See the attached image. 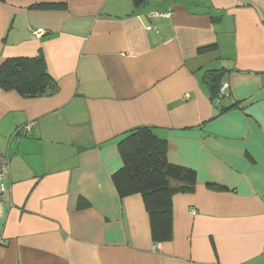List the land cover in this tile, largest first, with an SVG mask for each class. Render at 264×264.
Returning a JSON list of instances; mask_svg holds the SVG:
<instances>
[{
	"label": "crops",
	"instance_id": "1",
	"mask_svg": "<svg viewBox=\"0 0 264 264\" xmlns=\"http://www.w3.org/2000/svg\"><path fill=\"white\" fill-rule=\"evenodd\" d=\"M37 55L56 94L0 86V264H264V0H0V64ZM137 126L196 174L158 248L112 181Z\"/></svg>",
	"mask_w": 264,
	"mask_h": 264
},
{
	"label": "trees",
	"instance_id": "2",
	"mask_svg": "<svg viewBox=\"0 0 264 264\" xmlns=\"http://www.w3.org/2000/svg\"><path fill=\"white\" fill-rule=\"evenodd\" d=\"M224 73L223 68H218L206 70L203 74L210 100L220 110L226 108L223 104L226 97L220 105L215 104L214 99L224 82ZM0 86L25 97L51 96L58 92L42 55L4 60L0 64ZM166 147V140L156 135L151 127L131 128L117 143L121 166L112 174V181L121 197L142 196L154 243L171 241L172 197L177 193L192 192L196 183L195 171L171 163Z\"/></svg>",
	"mask_w": 264,
	"mask_h": 264
},
{
	"label": "built area",
	"instance_id": "3",
	"mask_svg": "<svg viewBox=\"0 0 264 264\" xmlns=\"http://www.w3.org/2000/svg\"><path fill=\"white\" fill-rule=\"evenodd\" d=\"M155 15H159L158 13H153L149 15V17H153ZM163 14L160 13V16ZM42 32V29H38L34 32V35H40ZM228 82L224 81L219 90H218V95L215 97L214 101L215 104H220V102L223 100L224 97H227L228 95ZM31 127L30 124H26L23 128L29 129ZM10 183V164H9V158L8 156L3 155L0 152V195L3 194L4 192L7 191L8 189V184ZM192 213H194L193 209H190ZM159 244H156V248H158Z\"/></svg>",
	"mask_w": 264,
	"mask_h": 264
},
{
	"label": "rangeland",
	"instance_id": "4",
	"mask_svg": "<svg viewBox=\"0 0 264 264\" xmlns=\"http://www.w3.org/2000/svg\"><path fill=\"white\" fill-rule=\"evenodd\" d=\"M157 17H158V16H157ZM151 18H153V17H151ZM156 244H159V243H155V245H156Z\"/></svg>",
	"mask_w": 264,
	"mask_h": 264
}]
</instances>
